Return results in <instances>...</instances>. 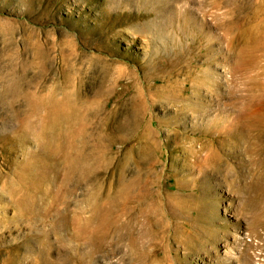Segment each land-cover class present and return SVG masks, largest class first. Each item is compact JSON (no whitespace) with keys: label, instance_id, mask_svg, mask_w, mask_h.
<instances>
[{"label":"rangeland","instance_id":"374dc122","mask_svg":"<svg viewBox=\"0 0 264 264\" xmlns=\"http://www.w3.org/2000/svg\"><path fill=\"white\" fill-rule=\"evenodd\" d=\"M213 1L0 0V264H264V0Z\"/></svg>","mask_w":264,"mask_h":264},{"label":"bare ground","instance_id":"6f19581e","mask_svg":"<svg viewBox=\"0 0 264 264\" xmlns=\"http://www.w3.org/2000/svg\"><path fill=\"white\" fill-rule=\"evenodd\" d=\"M204 4H206V5H210V4H214V1L213 0H203V5ZM213 17H214V19H217V16L216 15H213ZM210 44V43H209ZM213 46H215V45H213ZM212 47V46H211ZM208 49V48H207ZM211 51V50H210ZM212 53V52H211ZM213 55L214 56H217V53H215V52H213ZM208 56V55H207ZM211 57V56H210ZM213 67H215L214 65H213ZM212 66L210 67V68H213ZM209 67H208V71H206L205 72V78H204V84L206 85V86H208V85H210L211 87H212V89L211 90H209V89H207L206 90V88H203L204 90H205V93L207 94H210L214 89L216 90V88H217V86H218V80L216 79V77H214L212 74H213V72L211 71H209V69H210ZM204 90H203V92H204ZM202 91V90H201ZM201 91L198 93V99L196 100L195 99V102L197 101L199 104H200V106H205V103H204V100L201 98V96H200V94H201ZM211 94H213V93H211ZM211 96V95H210ZM208 97V96H207ZM194 98H196V96H194ZM210 98V97H209ZM211 99V98H210ZM215 100V99H214ZM208 102V101H207ZM204 116H207L208 117V113H205V115Z\"/></svg>","mask_w":264,"mask_h":264}]
</instances>
